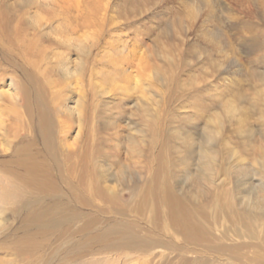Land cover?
Masks as SVG:
<instances>
[{"label":"rangeland","instance_id":"1","mask_svg":"<svg viewBox=\"0 0 264 264\" xmlns=\"http://www.w3.org/2000/svg\"><path fill=\"white\" fill-rule=\"evenodd\" d=\"M53 1L66 9L51 8ZM215 2L112 0L96 27L85 24L90 0L81 9L74 0H0V18L21 23L33 47L7 45L0 27V106L13 104L18 89L20 108L40 105L68 130L62 200L96 223L81 241L120 222L169 243L170 264H264L256 241L220 237L232 234L228 209L245 208L243 195L264 198V0ZM40 20L48 26L40 29ZM165 186L202 214L206 240L186 243L154 217ZM102 188L109 204L98 198ZM127 253L103 255L116 264H164L159 255L150 263L145 251Z\"/></svg>","mask_w":264,"mask_h":264},{"label":"bare ground","instance_id":"2","mask_svg":"<svg viewBox=\"0 0 264 264\" xmlns=\"http://www.w3.org/2000/svg\"><path fill=\"white\" fill-rule=\"evenodd\" d=\"M74 1V6L81 9L83 0ZM198 1L206 4L207 7L216 3L215 0H196V2ZM90 2V8L89 6L85 7V12L87 13V19L85 20L87 23L85 24L87 26H102V23L105 21L104 16L109 10L112 0H90ZM196 2L195 0H190V4L193 6L192 8H198ZM54 7H56L55 9H63L64 2L62 5L60 2L53 1L51 8ZM192 11L191 9V12ZM34 16L37 19L38 16L36 14ZM98 17H100V19H97ZM74 18L76 19V17ZM7 19L8 16H5V19L0 18V27L3 34H1V38L3 37L6 39L5 42L7 45L13 46L16 41V43L22 44L23 49H32L33 47L31 48L29 40L23 38L26 36L25 33H23L24 31L20 28L21 23L19 24L17 22L15 25L9 26L10 23L7 22ZM46 23L49 24V21ZM69 25L70 24H67L63 27L58 25L57 27L58 29L66 30ZM36 26H39L41 29V27L48 25L45 24V20L44 23L40 20L37 22ZM27 42L29 43L28 45ZM126 80L128 79L126 78ZM21 93H23V101H26L25 91H21ZM12 96H10L12 97L10 99H12L13 104L9 106H0V264H116L117 261L115 258L113 259L111 256L103 255L111 251H128V253L125 254L127 256L131 253L138 255L141 251H145L147 257H149V259L152 258V260L149 261L150 263L154 259L156 260V256L159 255L161 259H164V264H170V252H168L170 250L169 243L162 242L159 244L152 236L140 234V229L135 225H121L120 222H117L115 226L106 229V231L101 234L91 235L81 241V238L89 234V230L96 226V223L85 214H78L76 212L77 208L69 206L68 203L66 204L62 200L63 192H61L60 184L65 181L61 178L62 162L60 159V152H62L61 145L66 142L68 130H64L61 128L62 126L60 127L58 124L53 123V120L49 116V112L40 105L35 109H33V107L31 109L25 103L26 105L20 108L18 104L21 98L18 89ZM28 101L26 102L28 103ZM79 115L77 114V116ZM77 118L80 121L79 117ZM79 121L77 123H79ZM69 155H71L70 158L74 156V154L70 152L68 153V156ZM47 157H50L48 163ZM66 157L65 159L63 158L64 162L66 159L68 160ZM80 161L82 162V160ZM79 166H81V163ZM79 171L78 169V172ZM78 178L77 181H80ZM151 185L153 186L154 184ZM97 192L99 193H97L98 198L102 202L105 201L107 204L112 202L113 198L110 195L111 192L109 194L106 188H102ZM67 193L75 198L78 197L73 193V189H67ZM90 194L91 193H89V195ZM150 196H152V194ZM155 196L156 194H154L152 198ZM81 199H76V201H81ZM241 199L243 204L246 205L245 208L241 206V208H231V210L230 208H226L228 209L229 215L233 218L231 221L234 229H230L233 231L232 234H228L227 232H223L222 234L220 232L218 235L222 234L220 237L226 238L229 243H233V237L256 241L255 243L260 248L264 249V198H253L251 194L248 193L243 195ZM155 200L156 199L153 201ZM223 204L224 203H222V205ZM80 205L85 207L88 206L85 203ZM152 211L156 219L164 220L166 231H171L173 236H180L186 243L200 242L206 240L208 237L207 229L204 228L202 222L198 221L202 220V214L200 212L198 213L196 208L195 210L192 207L187 209L185 204L173 195L169 187H163L159 198H157V202L155 201L153 204ZM157 211V214H159V211H161V214L157 215ZM116 212V215L121 217L122 212L120 210ZM225 213L227 212H224V214ZM221 216L224 215L222 214ZM154 222L157 223L158 220H154ZM154 226L156 227V225ZM157 229L160 231L159 227ZM236 241H238V239ZM244 244L245 248L246 246L247 248L249 247L248 244ZM230 245L233 246V244ZM155 249L161 250H159L160 252L158 251V255ZM88 256L91 257L86 259ZM254 257L256 258V256ZM182 262H184V260Z\"/></svg>","mask_w":264,"mask_h":264}]
</instances>
